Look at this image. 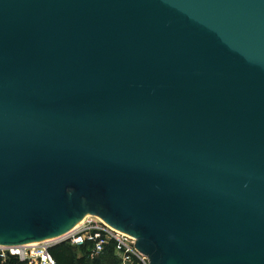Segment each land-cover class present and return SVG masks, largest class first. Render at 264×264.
<instances>
[{
	"label": "water",
	"instance_id": "obj_1",
	"mask_svg": "<svg viewBox=\"0 0 264 264\" xmlns=\"http://www.w3.org/2000/svg\"><path fill=\"white\" fill-rule=\"evenodd\" d=\"M87 213L264 264V0H0V245Z\"/></svg>",
	"mask_w": 264,
	"mask_h": 264
},
{
	"label": "built area",
	"instance_id": "obj_2",
	"mask_svg": "<svg viewBox=\"0 0 264 264\" xmlns=\"http://www.w3.org/2000/svg\"><path fill=\"white\" fill-rule=\"evenodd\" d=\"M90 224V223H89ZM84 223L58 237L59 241H67L74 246H82L91 241L89 256L94 259L101 255L106 246L113 242L115 252L120 259L119 264H151L148 256L136 247V238L108 226L104 221L95 225ZM52 241H38L36 244L0 245V255H16L23 264H57L50 251Z\"/></svg>",
	"mask_w": 264,
	"mask_h": 264
},
{
	"label": "trees",
	"instance_id": "obj_3",
	"mask_svg": "<svg viewBox=\"0 0 264 264\" xmlns=\"http://www.w3.org/2000/svg\"><path fill=\"white\" fill-rule=\"evenodd\" d=\"M92 242L86 241L82 246L71 245L67 241H61L54 243L50 247V251L54 258L56 259L57 264H85V258L89 257L90 247ZM77 250L78 252H75ZM79 251L85 252L84 254L79 253ZM104 253H111L114 260L119 264L120 259L115 252L114 243H109L104 252L97 256L98 259H102ZM96 258V257H95ZM0 264H23V262L16 255L8 254L6 258H2L0 255Z\"/></svg>",
	"mask_w": 264,
	"mask_h": 264
},
{
	"label": "rangeland",
	"instance_id": "obj_4",
	"mask_svg": "<svg viewBox=\"0 0 264 264\" xmlns=\"http://www.w3.org/2000/svg\"><path fill=\"white\" fill-rule=\"evenodd\" d=\"M82 221H85L86 224L90 223L89 225H95V223L99 222L100 219H99V217L97 218V217H94L93 215L89 214V215H86L83 219H81V222ZM51 241L53 242V244L61 242L57 238H54ZM75 252H78V251L75 250ZM79 253L84 254L85 252L79 251ZM102 256H103L102 259H98L97 257L92 259L90 256L88 258L86 257L85 258V264H117L111 253H104Z\"/></svg>",
	"mask_w": 264,
	"mask_h": 264
},
{
	"label": "bare ground",
	"instance_id": "obj_5",
	"mask_svg": "<svg viewBox=\"0 0 264 264\" xmlns=\"http://www.w3.org/2000/svg\"><path fill=\"white\" fill-rule=\"evenodd\" d=\"M93 215L94 217H99L98 215H95V214H91V213H87L86 215ZM85 215V216H86ZM84 216V217H85ZM83 217V218H84ZM82 218V219H83ZM99 219H100V221H103L100 217H99ZM85 220V219H84ZM85 223V221H82L81 222V220H79L70 230H72V229H75V228H78V227H80V226H82L83 224ZM113 228V227H112ZM113 229H116V228H113ZM117 231H120V232H122V233H127V232H125V231H121V230H118V229H116ZM128 235V234H127ZM129 236H131V235H129ZM55 238H57V237H55ZM54 238H48V239H45V240H42V241H51V240H53ZM30 243H32V244H36V243H38V241H36V242H30Z\"/></svg>",
	"mask_w": 264,
	"mask_h": 264
}]
</instances>
